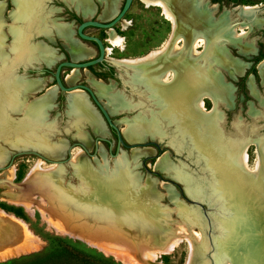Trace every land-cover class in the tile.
<instances>
[{"label": "rangeland", "instance_id": "rangeland-1", "mask_svg": "<svg viewBox=\"0 0 264 264\" xmlns=\"http://www.w3.org/2000/svg\"><path fill=\"white\" fill-rule=\"evenodd\" d=\"M25 1L26 0H23L22 3L25 4ZM72 1L75 2L74 6L77 9L76 1ZM92 1L96 5L95 10L84 16L78 15L80 19L101 20L107 18L108 20L114 15L122 2V0H116L114 12H109L107 11L106 0H100L102 6L99 5L100 3L97 2V0ZM41 2L42 0H40V3ZM47 4L49 8L55 10L53 16H51L55 21H67V18H65L67 15V8L64 5L57 0H50ZM197 6H200L202 9L205 8L204 11L206 14H210L212 22L215 23L219 21V17H223L225 14L224 12H226V18L231 22V26H234V28H232L234 29L232 31V36L236 35L238 37L242 34V38L240 39L242 42L241 45L244 48H253L252 52L242 54V52H239L235 45L228 43L221 44L223 49L226 50V61L231 62L230 66L233 70H241V73L229 74L224 67L218 64L213 65V69H215L220 75L221 82L228 88V92L227 89L224 88L226 94L229 93L230 96L231 102L228 108L222 103L216 105L219 113H222V135H227V133L229 134L230 132H234L231 129L230 124L248 123L250 122L248 114H258L259 116H263L264 113V105L260 101V99L264 96V86L257 74L258 62L252 61L253 57L257 56L259 52H264V0H197ZM241 6L254 8L252 10V15H255L256 18L254 23H251L247 18L245 19L239 14ZM22 8L19 7V16L17 17L19 20L21 18L20 13ZM12 9V1L0 0V19H2L3 22L1 29L4 35V44H8L10 40V35L6 26L9 24L10 20L8 14L12 11ZM57 9L59 10L57 11ZM122 19V21L127 22V25L124 28H122L120 23L121 21L113 24L111 28L115 33L122 37V49H119V47H111L106 42L108 29L93 27H87L85 29L86 34L98 37L102 41L103 46L105 48H109V54L105 53V57L107 59L135 58L144 56L153 50L159 49L170 37L171 23L161 15V11L158 7L146 6L141 0H132L129 8L122 16ZM14 21H16V19H14ZM233 22L239 23L234 24ZM60 24L69 29L67 24ZM75 25L76 23L74 22L72 26H70L72 28L71 31L73 32V35H75ZM240 26L242 27V31L239 28ZM193 30H196L193 37L196 33L200 35L204 41L206 40V44L212 41L211 38L206 36V33L203 30H197L196 28ZM177 34L179 41L176 42V44L179 48H181L186 37L184 34L175 33V35ZM189 39L190 40L188 41H191L192 37ZM37 40L44 41V43L51 48V50H48L45 53L47 56L50 54L51 60L47 61V58L44 57V59H46L45 61L48 62V65L44 66L43 64H39L37 66L38 69H45L43 71L26 72L25 78L31 79L29 81L27 80V82H38L40 86L35 91L31 89H19L18 96L22 98L20 99L22 106L20 109H10L18 113L11 114L9 116L19 117L21 115H26L29 119L31 108L41 104L43 99L47 95L51 94L53 99L49 103V107H51V105L53 107L47 112L45 121H55L58 123L59 128H64L67 118L64 114H62V111L65 108L66 93L59 91L54 86L50 72L53 71L54 66L58 61L67 59L68 54L65 53L59 40L57 39L50 38L51 41H47L44 38L38 37ZM37 40L35 39V41ZM65 42L69 47V43L67 41ZM218 43L219 42L216 41L214 43L216 48L220 47ZM194 48L199 55L197 61L203 62L200 56L204 53L205 47L198 44L195 45ZM11 50L12 49L8 48L7 45H3L0 48V51H3L4 53L3 56L7 57L8 62L6 63L14 64V56ZM67 52L69 53L68 48ZM233 59L237 62L236 64L233 62ZM261 59H264V55L260 58V60ZM17 62H20V60H17ZM263 62L264 60L258 66L259 71L262 67H264ZM0 65L2 64L0 63ZM95 68L97 67L95 66ZM250 68L254 69V73L249 72ZM71 71H75L76 76L69 84L65 83L67 85L77 82L85 83V80L92 78L91 76H86V73H89L90 70H68L63 68L61 76L64 81L72 74ZM110 73H113L112 68ZM100 79L106 83V79L110 80L111 77L108 74H104V77H100ZM114 83H116V89L122 91L118 81L116 80ZM137 86L138 85L134 86L138 91L133 96V102L136 103L138 99L142 101V109L144 110V113L141 110L140 111L143 115H145V117H147L151 110L158 108V104L154 102V97H149L147 92L143 91L141 86ZM8 92L11 93L9 90ZM252 92L255 93L252 94ZM26 93L27 95H25ZM123 93L125 94L126 92L124 91ZM39 96L42 97L38 100H34ZM99 100L101 102L104 101L100 98ZM203 103L204 108L201 112L210 111L211 107L214 106L213 100L208 97L203 98ZM104 104L108 106L106 102H104ZM44 115L45 111L43 112V116ZM131 115L133 114L113 113L110 115L115 125L119 128L120 132H122L123 136L127 128V123L130 122V118L134 117V115L132 117ZM97 118L101 122L98 116ZM123 119L128 120L122 121ZM30 120L35 121L32 119ZM254 121L256 122L255 127H257V132L261 135L264 133V119L256 118ZM101 124L103 125L102 122ZM161 127L162 129H159L160 132H158L161 135L160 139H157V137L154 136L146 137L148 133L143 136V138L146 137L145 140H152L159 143L160 151H157L151 145L137 147L119 146L117 158H122L123 161L126 162L128 169H132L129 173H131L133 179H138V182L136 183V190L137 188L151 186L154 191V195L150 199L147 197L145 198L144 195H142L143 192L136 191V197H141L143 200V212L138 211L135 213L129 212L123 214L112 212L106 208L94 206L87 203L88 201L80 202L82 199H79V196L82 198L84 196L93 195L89 188H85L83 186V173H88L87 171L92 168L93 171L90 170L91 172L94 174L98 173L100 175L105 162L111 167H113L114 162H116V157L112 158L108 156L106 150L107 144L105 142H99L100 150L98 153H93V155H87V153H84L79 146L72 147L70 149L71 160L69 164L72 169H69L63 163L56 165L50 161L56 159L61 160L66 157L63 145L59 146L58 149H53L55 153L47 151L46 149H40L43 152L42 156H45L47 159L40 158L39 156L29 152H23L11 157L15 152L30 151V149H28L29 144L27 141L20 138L14 139L10 146L19 150L7 149V157L3 156V153L0 152V262L13 258L17 259L41 254L46 250L47 244L51 241L52 243L68 242L76 247L83 248L90 253L101 256L103 259L112 264H144L140 256L136 255V251H129L128 244L125 245L124 248L120 247V249H116L112 248L108 244L110 242H116L121 245L117 239L109 240L108 238H104V241L101 242L98 241L95 236L91 237V235H88L90 232L88 233V231L83 228L81 220H84L88 226L97 222L103 223V226L105 227L106 225L101 221V218L103 217L107 219L110 218L109 220L112 221L127 223L131 226V228L137 229L142 236L153 237L156 232L155 230L160 232V229L163 228L164 225L170 226L169 228L174 232H179V227L182 225L184 227L190 225V231H187V234H189L192 239H195L193 236L197 235V233L203 235L202 228L198 225H191L190 222L193 220L191 212H189L190 215H185L180 211L182 208L178 207L179 204H183L187 207L193 208V210L195 208L194 205L188 202V198L191 197L185 191L182 181L174 179L171 171L158 168L163 166L166 160L169 168L181 166L183 172L187 175L194 178L199 177V179H202L203 182H206V178H202L200 174L196 173V171H198V173L205 171L200 158L197 162L194 160L197 158L196 156L201 157V154L194 148H191V154H188V139L182 141L181 149L175 150L172 146H176V140L170 139L169 144V136L165 133V127ZM167 131L174 134L175 130L174 127L171 128V125L169 124L167 125ZM93 136L94 135L90 134L91 138ZM30 137H32V135ZM104 137L112 142L111 151H113L115 144L113 133L108 130L107 135ZM58 139H64L67 145L72 140H75L74 138H70L69 133L67 135L58 133L52 138V140ZM125 139L123 138L126 144L136 142ZM84 145L88 148V152L92 154V139L87 140ZM247 146V165L251 167L256 160L255 144H249ZM54 156L57 158H52ZM146 156L150 157L142 160L143 157ZM8 162L9 165L5 167ZM161 163L163 164L161 165ZM88 164L92 166L89 167ZM98 165L101 167L100 170H98ZM8 167L11 168L6 169ZM174 182L177 183V186ZM46 187H49L51 192H47ZM74 195H77L78 197H74ZM49 201H52L54 205H51L52 203ZM210 209L211 208L207 209V212L211 214L212 211ZM56 211L59 214L68 217L70 220H62L61 217L57 216ZM141 220H144L145 222H141ZM123 227L125 232L134 234V232L126 228L125 225ZM106 228H108V226H106ZM111 244L114 245L113 243ZM187 256L188 244L183 238H181L171 251L156 254L155 257L151 259V263L149 264H185ZM195 261H199L198 256L194 257V263L198 264Z\"/></svg>", "mask_w": 264, "mask_h": 264}, {"label": "bare ground", "instance_id": "bare-ground-1", "mask_svg": "<svg viewBox=\"0 0 264 264\" xmlns=\"http://www.w3.org/2000/svg\"><path fill=\"white\" fill-rule=\"evenodd\" d=\"M22 1L23 0H12L13 9L8 14L10 21L9 24H7V30L10 35L8 44H4V35L1 29L3 22L2 19H0V48L3 45H7L8 48H11L12 54L14 56L13 60L15 61L14 64L6 63L8 62L7 57L3 56V51H0V63L2 64L0 65V152H2V155L6 157L8 154L7 149L19 150L10 146L13 140L16 138L27 141L29 144L28 149L37 151L41 155L43 154V152L40 149H46L47 151L54 152L53 149H58L59 146L63 145L65 150L67 147L66 141L64 139L52 140L51 135L56 131L57 128L56 122L45 121L47 116L46 112H48L50 108H52V105L51 107H49V103L53 99L51 94L47 95L43 99L41 104L31 108L29 119L26 115H21L23 116V119H19L20 121L18 122L17 126L8 124V114L11 115L18 113L10 109H20L22 106V104L20 103V99L22 98L18 96L19 89H31L35 91L40 86L38 82H27V80L29 81L31 79L24 80V78L22 76L20 77V75L13 76L9 69L12 68L13 65L18 63L17 60H20V62L23 61L25 55L28 54L32 49L37 55V60L43 61L45 65H48V62L45 61L46 59H44V57L47 58V61L51 60L50 54L48 56L47 54H45L46 51L51 50V48L45 46L41 41L37 42L35 46L27 43V37L29 33L32 30L39 29V32L45 36H47L51 32H54L56 35L59 34L60 36H58L60 38L63 37L62 39L64 41L66 39V41L69 43L68 50L71 58L73 59L88 57L92 54L90 50L77 44V42L72 41L70 37V30L67 27L62 26L60 23L54 21V19H50L47 16L49 11L41 13L43 2L40 3V0H26L25 4H23ZM75 1L76 7L80 11L79 13L82 16L87 15L93 11V6L88 0ZM98 1L100 2V0ZM115 1L116 0H106L107 11L114 12ZM141 1L146 6L158 7L161 11V15L171 23L172 29L169 39L159 49L153 50L141 57L111 59L114 62H118L121 64L139 66L137 69L134 68V70H132V72L128 74V81L126 80L127 83L132 87L136 85H138L137 87L141 86L143 91L147 92L148 96L152 95V98L154 97L156 99L157 96L161 97V100L156 102V104L159 103L157 109L151 110L150 113H148L147 117H144L143 114H134V117L130 118V122L127 123V128L124 132V136L122 132L121 134L123 138H126L128 141L141 140L146 133H148L146 137L154 136L160 138L161 135L158 132H160L159 129H162L161 126H163L165 127L164 129L166 135L168 134L169 136V144L170 139L176 140V146H172L175 150L181 149L182 141L188 139V154H191V148H194L197 151L196 146L199 145L210 151L215 149V153H212V155H214V157L216 158V155H220V152L222 151L219 148L220 141H217V139H213V137H207L206 134L202 132L203 130L201 131V122L203 124L204 121H200L195 113L203 110L204 97L212 99L214 102V106L218 102V98H223L224 101H226V104H230L231 102L229 93L226 94L225 91V89H227L228 92V88L224 84H222L221 80H219L216 77L215 73L212 72L213 65L218 64L224 67L225 70H227L230 74L241 73V70L237 71L231 68V62L226 61V50L223 49L221 44L223 42H226L228 44L235 45L238 48L239 52H242V54L246 52H252L253 48H244L241 45L242 42L240 39L242 38V34H240L238 37L236 35L232 36V31L234 30L232 28H234V26H231V22L226 18V12H224L225 14L223 15V17H219V21L215 23L212 22L210 14H206V12L204 11L205 8L202 9L200 6H197V0ZM70 2H72L73 5L75 4V2H73L72 0ZM19 7L22 8L20 13V20L19 18H17L19 16ZM253 9V7L241 6L239 14L243 18H247L251 23H254L256 18L255 15H252ZM198 18H200L198 23L199 25L197 24V21H195ZM14 19H16V21H14ZM122 20L123 19H121L120 23L122 25V28H124L127 25V22ZM233 23L237 24L239 22ZM196 26L201 27V30H203L206 33V36H208V38H211L212 41L206 44V40L204 41V39H202V37L196 33L193 37L194 32L196 31H194L193 29H195ZM239 28L242 31V27L240 26ZM107 31L108 34L106 42L111 47H119V49H122V37L115 33L113 29H108ZM175 33L184 34L187 39V41L183 43V46L181 48H179L176 44L179 39L178 34L175 35ZM191 37V41H188ZM215 41H219L218 45L220 47H215ZM198 44L202 45V47H205L204 53L202 54V56H200L203 60L202 67H200L199 62L197 61L199 55L194 48V46ZM105 52L106 54H109V48H105ZM233 62L235 64L237 63L234 59ZM258 72L261 83L264 86V67H262L260 71L258 69ZM176 73H179L180 76L176 75ZM75 76L76 74L74 71L65 79L64 82L69 84ZM86 76L89 75L86 73ZM88 79L93 82V86L96 87L98 98L104 100L102 102L103 104L104 102L108 104L109 108L105 104L104 106L110 114L116 113L122 108L129 109V106L132 107L133 104H135V102H133V97H131L132 94H130L127 99H124L122 96L120 97L117 92H114L113 94H107L106 91L108 90L109 86L101 83L100 81H93L92 78ZM159 82L164 83V85L159 84ZM170 82H172L170 86L167 85ZM8 90L11 93H9ZM207 90L209 91L207 92ZM76 91L81 90L70 91L66 94L65 97L66 111L74 116V119L70 120V125H72V123L77 125L79 121L84 120L91 125V130L94 135L103 137L106 136L108 130L106 129L104 124H101L102 120L100 119V122L97 118L98 115L95 110H91L92 107H89L87 100L82 93L72 95L68 100L67 96ZM132 93L135 94L136 91L134 90ZM153 93H156L157 96H155ZM254 93L255 92H252V94ZM25 95H27V93ZM42 96H39L34 100H38ZM129 102L132 104H129ZM137 102L140 103L139 99L137 100ZM262 104L264 105L263 102ZM177 109L179 110L178 116H176ZM44 111L45 115L43 116ZM93 112L96 115H94ZM180 118L182 119L180 120ZM30 119L35 121H31ZM124 120L128 119H123L122 121ZM181 121L183 127H181L180 125ZM206 122H208L206 123L207 125H210V129L214 128V126L215 128H217V125L219 127L220 124L217 116L211 118V120H208ZM169 124L171 125V128L174 127V134H172L170 131H167V125ZM184 130H186V132ZM236 132H238V138H234V140L228 142L230 145V150L234 152H231L232 155L230 154L231 156H227L229 157L227 159L232 161L231 164L235 166L238 165L246 168L252 177L258 176L259 178L261 177L262 179H264V139L254 136L251 138V144H255L256 160L250 167L247 165L248 155L246 152V148L248 146L243 145L239 147L238 144V141L240 143L243 141V138H245V136L243 135L245 134L242 133V130H240V128H237ZM31 135L32 137H30ZM83 135L86 136V138H84ZM72 136L78 138V140L83 145L84 143H86V140H89L86 133L81 131V129H77L76 132L72 134ZM84 147L88 151V148L85 145ZM99 150L100 147L98 143L96 153H98ZM85 152L86 151H84V153ZM114 157L117 158L118 154ZM196 157L197 158L194 159L195 162H197V160L200 158L198 156ZM52 158L57 157L54 156ZM70 160L71 155L68 162L66 164H63L69 169H72L69 165ZM53 164L60 165L59 163ZM162 164L163 163H161V165ZM103 165V169H101V167L98 165V170L101 169L100 175L98 173L94 174L93 172H91L93 171L92 168L87 171L88 173H83V186L85 188H89L92 191L93 195H90L91 197L84 196L82 198H80L79 196V199H82L80 200V202L88 201L87 203H90L94 206L106 208L112 212H117L120 214L129 212L135 213L138 211L143 212V200L141 197H136V191L143 192L142 195H144L145 198L147 197L148 199H150L154 195L153 188L151 186H146L144 188H137L136 190V183L138 182V179H133L131 173H129L130 170L132 171V169H128V167L126 166V162H124L122 158H117L116 162H114L113 167L109 166L106 162ZM88 166L90 167L92 165L88 164ZM9 168L11 167H8L6 169ZM158 168L171 171L174 179H179L180 181H182L185 187V191L190 197L194 198L195 200L207 199V203H209V205H215V208L218 206L216 198L210 193L211 190L208 189L207 192L205 191L207 190V184L203 182L202 179H199V177L194 178L187 175L183 172L181 166L169 168L168 162L166 160L164 165ZM202 178L204 177L202 176ZM46 189L47 192L51 190L49 187H46ZM74 197L78 196L74 195ZM49 202L52 203L51 205H54L52 201ZM178 207L182 208L180 209V211L185 215H190L189 212H191V214L193 215V220L190 222L191 225H198L200 228H202L204 236L200 235V233H197V235H192L193 237H195V239H192L191 236L187 234V231H190V225H188V227L184 223L183 224L186 227H184L183 225L180 226L179 232H174L169 228L170 226L164 225L163 228H161L162 226L160 227V232H157V230H155V235H153V237H150L144 235L142 236V234H140L137 229L131 228V226H129L127 223L112 221L109 220L110 218H101V221L104 222V224L108 226V228H106V226L104 227L103 223L95 222L94 224H90L88 226V224L85 223L84 220H81V222L83 224V228H85L88 233L90 232V234H87L89 236L91 235V237L95 236L98 241L103 242L104 238H108L109 240L117 239L121 245L116 242H110L108 245H110L112 248L120 249V247L124 248V246L128 244L129 251H136V255L140 256L144 264L151 263V259L158 253H167L171 251L181 238H183L188 244V256L185 264H195V256H198L199 261H195L198 264H229V261L223 252V242L222 240H220L223 234L220 233L218 227L220 223L217 222L214 215L217 212L213 211L211 212V214L208 213L212 222L211 228H213L214 230L211 234V253L208 256L206 249L207 240L205 239L207 220L205 218H202L203 216L201 213H199L197 207H195L194 210L193 208L187 207L183 204H179ZM56 214L57 216L61 217L62 220H70L68 217L59 214L57 211ZM124 225L126 228L133 231L134 234L125 232V230H123ZM111 243H113L115 246Z\"/></svg>", "mask_w": 264, "mask_h": 264}, {"label": "water", "instance_id": "water-1", "mask_svg": "<svg viewBox=\"0 0 264 264\" xmlns=\"http://www.w3.org/2000/svg\"><path fill=\"white\" fill-rule=\"evenodd\" d=\"M131 2L132 0H122L121 5L116 10L114 15L106 21H100L96 19H81L75 25L74 34L79 40L83 42H89L90 44L94 45L95 56L82 61H73L71 59L60 60L55 64L53 71L50 72L54 86L59 91L67 94L68 92L73 90H81L85 94L87 102L100 117L106 129L113 133L115 138L114 150L111 151L112 142L109 139L103 136L95 135L91 138L92 154L87 151V149L79 140H72L66 147L65 150L66 157L61 160H50L52 161V163L66 164L71 155L70 149L75 146H79V148H81L83 151H86L85 153H87V155H93V153L94 154L96 153L97 145L99 142H105L107 144L106 150L108 156L110 157H114L118 154L120 145L122 147H129V146L137 147V146L151 145L157 151H160L159 143L154 142L152 140H145L146 137H144L140 141L126 144L123 140V136L121 135L119 128L115 125V123L111 119L110 116L111 114L108 112L104 104L99 100L96 93V87L93 86V82H91L90 80H85V83L77 82L74 84L67 85L65 84L63 77L61 76V72L63 68H66L68 70L86 69L89 71L88 68L91 66L106 63L109 67L113 69V73L110 75L111 79L110 80L106 79L107 82L105 83L102 79H100V77H97L94 74L92 75V73H90L91 71H89V74H91L93 81H100L101 83L109 86L108 90L106 91L107 94H113L114 92H117L120 95V97L122 96L124 99H127L130 94H132L131 97L135 95L132 92L134 90L137 92L138 90L136 89V87L130 86L126 80L128 74H130L132 70H134V68L137 69L139 66L121 64L118 62H114L111 59H107L105 57L106 52L102 41L96 36L88 35L85 33V29L87 27L111 29L113 24L119 23L121 21L122 16L129 8ZM199 19L195 20L197 21V24L199 23ZM196 29L199 30L202 28L196 26ZM50 36L51 35L48 34L46 37L45 35L39 32V29H35L29 33L27 37V43L35 46V44H37V42L40 41L37 40L38 37L44 38L47 41H51L50 38L53 37ZM35 39L37 41H35ZM186 40L187 39L185 38V41ZM41 42L48 47V45L44 43V41ZM223 43L225 44L226 42ZM32 50L25 55L23 61L18 62L17 64L13 65L12 68L9 69V71L12 73L13 76L20 75V77L22 76L25 80L26 72H40L45 70L41 68L38 69L37 66L39 64H43L45 66V63L43 61L37 60V55L35 51ZM262 60L263 59L258 61V64ZM202 63L203 62H199L200 67H202L203 65ZM212 72H214L216 77L219 80H221L219 73L215 69H213ZM257 74L259 77L258 68H257ZM176 75L180 76L179 73H176ZM116 80L120 84L122 91L126 92L125 94L122 91L116 89L115 87L116 83H114V81L116 82ZM171 83L172 82H170L167 85L170 86ZM159 84L164 85V83L161 82H159ZM208 91L209 90H207V92ZM153 94L157 96L156 93ZM149 97H152V95H150ZM157 97L154 100L155 103L161 100L160 99L161 97L159 96ZM218 99H219L218 102L215 104V106H213L214 108L211 107L210 111H206V112L198 111L195 113V115L198 116L200 121H204L203 124L201 122V131L203 130L202 132H204L207 137H213V139H217V141H220L219 148L222 151L220 152L221 153L220 155H216L217 159L214 157V155H212V153H215V149L210 151L199 145L196 146L197 151L199 153L201 152L200 154H203L201 155L200 160L202 161L203 169H205V171L203 172L198 173V171H196V173L206 178L205 183L207 184L206 186L207 190L205 191H208V189L211 190L210 193L211 195H214V197L216 198L218 206L215 208V205L212 206L209 205V203H207L208 201L207 199L195 200L194 198L191 197L188 198V202L194 205L195 207H197L199 213H201L203 216L202 218H205L207 220V227L205 229V239L207 240L206 249L208 256L211 253V248H212L211 234L214 231L213 228H211L212 222L210 215L207 212V209L211 208L210 210L212 212L213 211L217 212L214 215L216 217L217 222L220 223L219 226L217 225L219 227L220 233H223L220 240H222L223 242L222 244L223 252L227 257L229 264H264V179H262L261 177L259 178L258 176L252 177L246 168L238 165L235 166L231 164L232 161L227 159L229 158L227 156H231L232 153L234 152L230 150V145L228 142L234 140V138H238L239 135L238 132H236L237 128H240V130H242V133L245 134L243 135L245 136V138L242 137L243 141L241 143L238 141L239 147L243 145L247 146L251 144L252 143L251 138L253 136L264 139V133L260 135V133L257 132V127H255L256 122L254 121V119L256 118L264 119V113L263 116H259L258 114H254V115L248 114V118L250 119V122L241 123V124L232 123L230 124L231 125L230 127L234 132H230L229 134L227 133V135H222L223 133L221 132V127H222L221 123H223L222 120L223 118H222V113L221 114L219 113L216 105L222 103L228 108L230 104H226V101H224L223 98H218ZM139 101L140 103L136 102L135 104H133L132 107L129 106V109L122 108L116 113H125V114L131 113L133 115L143 114L144 110L142 109L143 108L142 101L141 100ZM129 104L132 103L129 102ZM62 114H64V116L67 118L64 124V128H59L58 123H56L57 128L56 131L52 133L51 135L52 138L55 137L58 133H61L62 135H67L69 133L70 138H75L71 136L70 133L71 131H73L74 134L77 129L79 130L81 129V131L84 130V132L86 133L87 131L84 128L85 127L91 128V125L84 120L79 121L77 125H75L74 123H72L73 126L70 125V120L74 119L73 118L74 116L66 111V104L64 110L62 111ZM133 115H131V117ZM178 115H179V110L177 109L176 116ZM215 116H217L218 120L220 121L219 127L217 125L218 129L215 128V126L214 128L210 129V125H207L206 123L208 122L206 121L211 120V118ZM8 117H9L7 118L8 124L16 125V126L20 121L19 119L21 120L23 119V116L13 117V116H9V114ZM181 119L182 118H180V120ZM180 125L181 127H183L182 121L180 122ZM184 131L186 132V130ZM86 135L88 136L87 133ZM157 139L160 138L157 137ZM23 152H29L39 156L40 158L47 159L45 158V156H42L41 154H39L37 151L34 150L15 152L14 154H12L11 157ZM149 157L150 156L143 157L142 160ZM8 165L9 162L7 163V166ZM174 184L177 186L176 182H174ZM141 222H145V221L141 220Z\"/></svg>", "mask_w": 264, "mask_h": 264}, {"label": "trees", "instance_id": "trees-1", "mask_svg": "<svg viewBox=\"0 0 264 264\" xmlns=\"http://www.w3.org/2000/svg\"><path fill=\"white\" fill-rule=\"evenodd\" d=\"M79 22L81 19L76 17ZM258 58H255L256 61ZM95 76L104 77L103 73L94 72L92 67L88 68ZM111 71V68H109ZM249 72L254 73L250 68ZM0 264H112L101 256L86 251L83 248L76 247L68 242L51 241L47 244L46 250L38 255L26 256L23 258H13L0 262Z\"/></svg>", "mask_w": 264, "mask_h": 264}, {"label": "crops", "instance_id": "crops-1", "mask_svg": "<svg viewBox=\"0 0 264 264\" xmlns=\"http://www.w3.org/2000/svg\"><path fill=\"white\" fill-rule=\"evenodd\" d=\"M10 1H12V0H10ZM50 0H42V10H41V13H44V12H48V14H47V16L50 18V19H53L51 16H53V13H54V11L55 10H53V9H51V8H49L48 7V4H47V2H49ZM57 1H59L62 5H64L66 8H67V10H69V11H71L76 17H78L79 18V16L78 15H81L80 13H79V11L75 8V6L72 4V2H70L69 0H57ZM91 4H92V6H93V11L95 10V8H96V5H95V3L92 1V0H88ZM97 2H99L98 0H97ZM100 3V2H99ZM98 3V4H99ZM99 5H101L102 6V4L100 3ZM59 9H57V11H58ZM61 10V9H60ZM82 16V15H81ZM65 18H67V21L66 22H57V23H65V24H67V26H69V30H70V37H71V40L72 41H74V42H77V44H79V45H84L85 47H87V48H89L91 51H92V54L90 55V56H88V57H83V58H75V59H73V58H71L70 56H69V54H68V52H67V48H68V45L66 44V39H65V41L62 39V38H60L58 35H56L54 32H51L49 35H51L53 38H51V39H57V40H59V42H60V45H61V47L63 48V50L65 51V53H67L68 54V58L67 59H71V60H73V61H82V60H85V59H88L89 57H91V56H94L95 55V47L92 45V44H90L89 42H83V41H81V40H79L75 35H73V32L71 31L72 30V28L70 27V26H72V24L74 23V20L73 19H69L68 18V15H66L65 16ZM107 20V18L106 19H101L100 21H106ZM55 21V20H54ZM47 37V36H46ZM81 45V46H82ZM83 46V47H84ZM49 47V46H48ZM50 48V47H49ZM86 48V49H87ZM88 49V50H89ZM69 51V50H68ZM54 54V53H53ZM55 56V55H54ZM92 58V57H91ZM46 66V65H45ZM91 73V72H90ZM87 74H89V73H87ZM93 75V74H92ZM89 76H91V74H89ZM92 77V76H91ZM78 93H82V92H75V93H72V94H70V95H68V98L69 97H71L72 95H76V94H78ZM84 96H85V94L84 93H82ZM128 96V95H127ZM86 98V97H85ZM69 100V99H68ZM88 103V102H87ZM107 104V103H106ZM88 105H89V103H88ZM53 107V106H52ZM89 107H90V105H89ZM91 108V107H90ZM91 110H92V108H91ZM93 111V110H92ZM94 113V112H93ZM94 115H96L95 113H94ZM87 132V134H88V136H90V134H92V135H94L93 134V132H92V130H91V128H88V127H85L84 128ZM83 132H84V130H83ZM71 133V136H72V134H73V131H71L70 132ZM95 136V135H94ZM83 137L84 138H86V136H84L83 135ZM83 137H82V139H83ZM90 140H91V137H88ZM75 139V138H74ZM75 140H78V139H75ZM87 141V140H86Z\"/></svg>", "mask_w": 264, "mask_h": 264}, {"label": "flooded vegetation", "instance_id": "flooded-vegetation-1", "mask_svg": "<svg viewBox=\"0 0 264 264\" xmlns=\"http://www.w3.org/2000/svg\"><path fill=\"white\" fill-rule=\"evenodd\" d=\"M66 13H67V15H68V18L70 19H73L74 20V22L77 24L78 23V21L76 20V16L71 12V11H69V10H67L66 11ZM93 45V44H92ZM94 46V45H93ZM264 55V52H259L258 54H257V56H255V57H253V62H258L259 60H260V58H262V56ZM255 58H258L256 61H254V59ZM264 60V59H263ZM262 60V61H263ZM261 61V62H262ZM260 62V63H261ZM260 63L258 64V66L260 65ZM95 66L97 67V68H95ZM92 67V70L94 71V72H99V73H103V74H108V75H111L112 73H110L111 71L109 70V66L106 64V63H103V64H97V65H94V66H91ZM93 74V73H92ZM260 101L261 102H263L264 103V96L260 99Z\"/></svg>", "mask_w": 264, "mask_h": 264}]
</instances>
